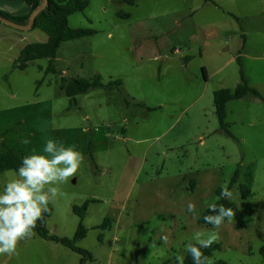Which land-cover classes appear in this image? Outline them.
Wrapping results in <instances>:
<instances>
[{
    "label": "rangeland",
    "instance_id": "obj_1",
    "mask_svg": "<svg viewBox=\"0 0 264 264\" xmlns=\"http://www.w3.org/2000/svg\"><path fill=\"white\" fill-rule=\"evenodd\" d=\"M68 25L94 33L62 42L47 72L44 58L13 67L23 47L47 35L0 21V153L44 154L54 139L84 157L48 205V233L72 238L81 223L86 264H177L195 232L213 230L198 219L226 185L251 220L225 221L209 259L264 264L256 251L264 245V0H88ZM240 70L259 97L226 103V132L214 92L234 90ZM94 75L101 86L73 99L60 88ZM250 165L251 192L242 199ZM15 171L0 172V193ZM86 201L81 220L73 207ZM106 218L110 226L99 228ZM79 259L35 234L0 264Z\"/></svg>",
    "mask_w": 264,
    "mask_h": 264
},
{
    "label": "trees",
    "instance_id": "obj_2",
    "mask_svg": "<svg viewBox=\"0 0 264 264\" xmlns=\"http://www.w3.org/2000/svg\"><path fill=\"white\" fill-rule=\"evenodd\" d=\"M30 6V10L25 15H12L5 11L0 10V17L10 20L14 23L25 25L28 22L31 13L36 10L41 4L42 0H21ZM129 3H134V0H128ZM88 6V0H47V4L44 9L34 18L32 27L29 29H39L47 35V40L45 42H34L27 44L22 48L18 58L14 61L13 67L15 69L23 70L28 64L37 59H48L49 65L46 68L47 72H53V63L56 58V52L58 47L62 42L74 40L83 36L91 35L94 33L91 29H72L68 25V17L76 12L83 11ZM120 15V14H119ZM123 16L129 17L128 14H122ZM239 62V58L237 59ZM241 79L240 83L236 86L234 90L219 89L214 92V106L218 117L219 124L222 129L226 132L227 128L225 126L226 117V103L229 100L241 99L247 96L259 97V93L253 87L249 86L245 77L243 76L242 70H240ZM121 81L119 79L110 82L107 86L110 88L112 86H119ZM101 86V78L99 75H94L89 79L76 78L66 83L63 81L60 84V88L65 92V94L74 98L76 95L87 92L90 89L99 88ZM22 156H19L13 150H6L4 153H0V172L7 170H17L22 163ZM235 177L232 178V182ZM252 166L248 167L246 172V182L240 185V197L242 199L249 196L251 192L252 184ZM193 187V182H192ZM222 188L216 189V195L219 200L215 203L217 205H223L226 208H232L235 213L234 218L237 224L243 225L245 222H249L251 219L245 215V213L235 207L227 198L221 196ZM87 202H84L81 206H74L73 211L82 220L86 211ZM51 210L49 208L48 212L43 213V219L37 221L34 232L40 238L53 242L55 244H60L70 250L78 253L80 259L78 264H86V262L91 261V254L80 248L77 242L85 237L87 229L79 223L76 234L72 238L57 237L50 235L46 229V219L50 216ZM207 208L199 217V224L212 227V225L205 223L204 216L212 215ZM111 220L106 218L99 225V228H107L110 226ZM199 247V245H197ZM220 244L214 242L208 248H201L205 257L210 258L213 252L220 250ZM259 253L264 260V245L259 248ZM184 264H195L192 257L186 252L184 257ZM212 264H227L223 260H214Z\"/></svg>",
    "mask_w": 264,
    "mask_h": 264
},
{
    "label": "clouds",
    "instance_id": "obj_3",
    "mask_svg": "<svg viewBox=\"0 0 264 264\" xmlns=\"http://www.w3.org/2000/svg\"><path fill=\"white\" fill-rule=\"evenodd\" d=\"M29 142L28 139L22 141L24 144ZM43 153L24 156L21 166L15 171L16 178L7 182L0 193V256L11 258L16 255L20 241L29 240L35 235L37 221L43 219V213L49 211V203L60 192L58 185L67 183L84 159L74 146L65 147L54 139L46 141ZM232 195L226 185L222 186V197L230 199ZM208 209L213 214L204 216V220L212 225L213 230L195 232L192 237L195 243L185 246L195 264H212L201 248H208L216 242V230L225 221L231 223L235 216L232 208L216 203L209 204ZM187 210L194 212L195 205L189 203ZM161 239L165 244L168 242L167 236ZM176 260L177 264H184L183 256H177Z\"/></svg>",
    "mask_w": 264,
    "mask_h": 264
},
{
    "label": "crops",
    "instance_id": "obj_4",
    "mask_svg": "<svg viewBox=\"0 0 264 264\" xmlns=\"http://www.w3.org/2000/svg\"><path fill=\"white\" fill-rule=\"evenodd\" d=\"M0 10L5 11V12L12 14V15H25L29 12L30 7L21 0H0ZM0 32H1V30H0ZM1 35L2 34L0 33V36ZM3 36H6V33H3ZM259 248L256 251L260 255ZM260 257H261V255H260ZM257 258H259V257H257Z\"/></svg>",
    "mask_w": 264,
    "mask_h": 264
},
{
    "label": "water",
    "instance_id": "obj_5",
    "mask_svg": "<svg viewBox=\"0 0 264 264\" xmlns=\"http://www.w3.org/2000/svg\"><path fill=\"white\" fill-rule=\"evenodd\" d=\"M47 4V0H43L42 4L36 9L34 10L31 15L29 16V19H28V22L25 24V25H21V24H17V23H14L10 20H7L5 18H2L0 17V21L4 24H7L9 26H12L16 29H20V30H28L32 27V24H33V21H34V18L44 9V7L46 6Z\"/></svg>",
    "mask_w": 264,
    "mask_h": 264
}]
</instances>
